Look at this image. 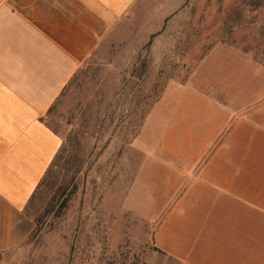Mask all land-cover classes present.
Instances as JSON below:
<instances>
[{"label": "crops", "instance_id": "0c3cea01", "mask_svg": "<svg viewBox=\"0 0 264 264\" xmlns=\"http://www.w3.org/2000/svg\"><path fill=\"white\" fill-rule=\"evenodd\" d=\"M224 2L0 0L8 214L24 211L52 168L63 139L47 117L112 33L189 37V51L204 54L147 113L123 207L153 228L155 264H264V55L256 60L222 38L232 31Z\"/></svg>", "mask_w": 264, "mask_h": 264}, {"label": "rangeland", "instance_id": "374dc122", "mask_svg": "<svg viewBox=\"0 0 264 264\" xmlns=\"http://www.w3.org/2000/svg\"><path fill=\"white\" fill-rule=\"evenodd\" d=\"M222 6L232 29L222 38L261 59L264 0ZM139 32L112 33L47 117L63 145L23 212L0 203V264H155L153 228L123 207L142 160L133 142L162 92L186 83L204 53L189 51V37Z\"/></svg>", "mask_w": 264, "mask_h": 264}, {"label": "trees", "instance_id": "16d2710c", "mask_svg": "<svg viewBox=\"0 0 264 264\" xmlns=\"http://www.w3.org/2000/svg\"><path fill=\"white\" fill-rule=\"evenodd\" d=\"M244 52L245 53H247V54H249V52L248 51H246V50H244ZM264 55V54H263ZM252 57L254 58V59H256V60H262V58L260 59V58H258V57H256L255 55H252Z\"/></svg>", "mask_w": 264, "mask_h": 264}]
</instances>
